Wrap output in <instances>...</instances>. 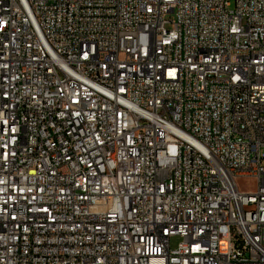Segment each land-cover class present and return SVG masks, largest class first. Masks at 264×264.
Here are the masks:
<instances>
[{"label": "built area", "instance_id": "2783aa9c", "mask_svg": "<svg viewBox=\"0 0 264 264\" xmlns=\"http://www.w3.org/2000/svg\"><path fill=\"white\" fill-rule=\"evenodd\" d=\"M231 6L0 0V264H264V0Z\"/></svg>", "mask_w": 264, "mask_h": 264}, {"label": "rangeland", "instance_id": "374dc122", "mask_svg": "<svg viewBox=\"0 0 264 264\" xmlns=\"http://www.w3.org/2000/svg\"><path fill=\"white\" fill-rule=\"evenodd\" d=\"M231 2H232L231 8H233L234 0H231ZM237 183L241 190L254 191L257 186V179L254 177H241L238 179ZM179 241H180L179 237H175L174 239H172V246L176 247Z\"/></svg>", "mask_w": 264, "mask_h": 264}, {"label": "bare ground", "instance_id": "6f19581e", "mask_svg": "<svg viewBox=\"0 0 264 264\" xmlns=\"http://www.w3.org/2000/svg\"><path fill=\"white\" fill-rule=\"evenodd\" d=\"M260 207V196H253L252 201H248V208Z\"/></svg>", "mask_w": 264, "mask_h": 264}]
</instances>
